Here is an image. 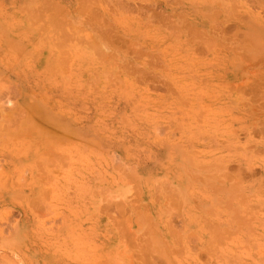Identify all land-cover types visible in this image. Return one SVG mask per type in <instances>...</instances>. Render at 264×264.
<instances>
[{
  "label": "rangeland",
  "instance_id": "rangeland-1",
  "mask_svg": "<svg viewBox=\"0 0 264 264\" xmlns=\"http://www.w3.org/2000/svg\"><path fill=\"white\" fill-rule=\"evenodd\" d=\"M0 264H264V0H0Z\"/></svg>",
  "mask_w": 264,
  "mask_h": 264
}]
</instances>
